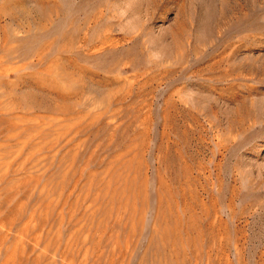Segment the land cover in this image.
<instances>
[{"label":"rangeland","instance_id":"rangeland-1","mask_svg":"<svg viewBox=\"0 0 264 264\" xmlns=\"http://www.w3.org/2000/svg\"><path fill=\"white\" fill-rule=\"evenodd\" d=\"M0 264H264V0H0Z\"/></svg>","mask_w":264,"mask_h":264}]
</instances>
